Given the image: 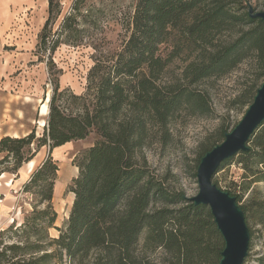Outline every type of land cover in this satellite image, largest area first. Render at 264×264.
I'll use <instances>...</instances> for the list:
<instances>
[{
	"label": "trees",
	"instance_id": "1",
	"mask_svg": "<svg viewBox=\"0 0 264 264\" xmlns=\"http://www.w3.org/2000/svg\"><path fill=\"white\" fill-rule=\"evenodd\" d=\"M47 1L48 16L37 52L49 51L51 56L62 44H82L86 38L79 15L84 0H74L69 13H64L60 0ZM249 1L137 0L127 41L111 59L95 61L87 75L86 93L60 89L54 78L44 135L37 137L33 129L25 136H3L0 153L5 157L0 166L9 158L14 165L0 170V175L16 174L43 146L53 149L86 139L92 132L97 139L74 159L78 175L69 190L75 197L63 227L55 226L58 161L50 152L34 170L23 185L34 207L20 225L14 222L0 231V264H60L65 257L69 264L219 263L225 243L210 208L195 205L184 190L170 188L152 168L144 149L158 134L166 143L170 123L180 115L212 116L210 95L202 85L235 70L251 56L257 59L259 73L237 102L246 106L253 102L264 81V19L251 17ZM164 45L170 48L167 52ZM177 59L183 62L181 70L169 77ZM48 64L52 67L53 60ZM65 95L72 99L73 109L61 101ZM232 128L223 124L218 140L201 146L197 167ZM237 155L245 182L241 191L225 190L236 196L247 224L254 214L263 224L264 200H242L252 183L264 181V122L251 136L249 150ZM234 157L225 160L218 172ZM53 227L60 232L57 237L50 234ZM250 232L252 239L251 228ZM159 248L166 255L161 263L148 256Z\"/></svg>",
	"mask_w": 264,
	"mask_h": 264
},
{
	"label": "rangeland",
	"instance_id": "2",
	"mask_svg": "<svg viewBox=\"0 0 264 264\" xmlns=\"http://www.w3.org/2000/svg\"><path fill=\"white\" fill-rule=\"evenodd\" d=\"M73 1L60 0L64 13L70 12ZM249 2L255 10H264V0ZM136 3L137 0H84L83 13L79 15V19L84 29L85 41L77 46L62 44L50 56L49 51L37 52L39 34L48 16V1L0 0V87H7V92L32 100L35 106L41 103L42 107L46 102L45 96L52 95L53 81L56 77L60 89L69 88L70 92L76 94L86 93L87 75L95 61L111 59L127 41ZM63 15L59 17L60 22ZM59 19L52 32L54 35H56L55 30L58 29ZM163 48L165 52L170 49L166 48V45ZM50 59L54 62L52 67L48 64ZM182 65V60L177 59L169 68L167 75L169 77L177 75ZM258 73L257 59L251 56L238 68L221 78L205 82L202 87L208 90L215 113L208 117L180 115L170 123V135L166 143L159 139L158 134L155 141L145 147L144 153L152 168L166 180L170 188L184 190L187 197L198 193L196 172L201 146L207 144L209 140H218V133L223 124L232 128L241 120L248 106L238 103L237 96L254 82ZM261 81L262 77H259L258 82ZM61 101L69 109L74 108L72 99H69L68 95L63 96ZM48 118L49 114L45 117L41 116L40 119H45V126L35 129L37 137L44 135ZM96 139V133L92 132L84 144H93ZM87 147L89 145L67 146L65 152L64 149L57 147L51 149L46 145L39 150L42 160L51 152L60 167L57 193L54 195V205L58 212L55 226L63 227L69 217L75 197L69 186L72 179L78 175L74 159ZM4 157L5 153H0V160ZM239 159L240 156H235L230 165L225 166L215 175L214 181L218 186L241 191L239 186L245 181L244 169ZM8 161L0 166V170L13 167L14 159L9 158ZM37 162L38 160L34 163ZM11 191L7 190L4 195H0L2 200L5 195H17L18 198L17 204L15 203L6 217L0 218V227L4 226L3 229L14 222L20 225L34 207L32 195L24 193L23 187L19 193L17 190ZM249 199L253 203L264 200V181L251 184L250 189L244 194L242 203ZM248 225L253 231V236L250 252L244 264H263L264 223L260 224L254 214L249 219ZM59 233L56 227L50 229L52 237H57ZM144 241L145 233L141 236L139 250L143 249ZM148 256L161 263L166 255L163 249L159 248L154 252H148ZM60 264H69L68 259L65 257Z\"/></svg>",
	"mask_w": 264,
	"mask_h": 264
},
{
	"label": "water",
	"instance_id": "3",
	"mask_svg": "<svg viewBox=\"0 0 264 264\" xmlns=\"http://www.w3.org/2000/svg\"><path fill=\"white\" fill-rule=\"evenodd\" d=\"M249 13L251 17L264 19V10L257 11L251 6ZM263 122L264 81L241 120L225 133L222 142L202 156L197 167L199 191L188 198L195 205L202 204L210 208L223 236L225 245L218 264H244L249 255L251 232L236 196L218 186L214 176L225 160L249 150V140Z\"/></svg>",
	"mask_w": 264,
	"mask_h": 264
},
{
	"label": "crops",
	"instance_id": "4",
	"mask_svg": "<svg viewBox=\"0 0 264 264\" xmlns=\"http://www.w3.org/2000/svg\"><path fill=\"white\" fill-rule=\"evenodd\" d=\"M7 89V87H0V139L7 135L15 137L25 136L33 129L40 128V121L42 120L40 119L42 116L41 103L35 106V102H32V100L24 99L19 94L7 92ZM44 100H47V95ZM86 139L67 142L57 148L64 149L66 152L65 149L67 146H91L92 144H84ZM39 155L38 152L32 160L24 163L16 174L7 171L1 173L0 195H4L7 190H17V193L22 190L23 185L29 180L31 173L43 162L42 154L37 159ZM36 160L38 162L34 163ZM76 169L78 170V167ZM57 186L58 183L56 182L54 195L57 193ZM17 199V195H5L3 200L0 199L1 219L6 217V214L13 209L15 203L17 204ZM3 228L4 226L0 227V230Z\"/></svg>",
	"mask_w": 264,
	"mask_h": 264
},
{
	"label": "bare ground",
	"instance_id": "5",
	"mask_svg": "<svg viewBox=\"0 0 264 264\" xmlns=\"http://www.w3.org/2000/svg\"><path fill=\"white\" fill-rule=\"evenodd\" d=\"M51 95L48 94L46 102L43 104L41 114L42 116H47L49 114V102H50ZM41 126H45V120H41Z\"/></svg>",
	"mask_w": 264,
	"mask_h": 264
}]
</instances>
